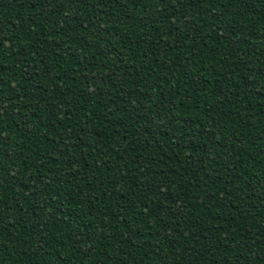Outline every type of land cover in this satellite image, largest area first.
Instances as JSON below:
<instances>
[{
  "label": "trees",
  "instance_id": "16d2710c",
  "mask_svg": "<svg viewBox=\"0 0 264 264\" xmlns=\"http://www.w3.org/2000/svg\"><path fill=\"white\" fill-rule=\"evenodd\" d=\"M0 264H264V0H0Z\"/></svg>",
  "mask_w": 264,
  "mask_h": 264
}]
</instances>
